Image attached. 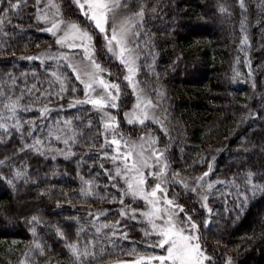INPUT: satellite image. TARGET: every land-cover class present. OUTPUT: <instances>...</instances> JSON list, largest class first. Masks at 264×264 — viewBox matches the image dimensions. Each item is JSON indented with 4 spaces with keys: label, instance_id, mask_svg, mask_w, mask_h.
Here are the masks:
<instances>
[{
    "label": "trees",
    "instance_id": "obj_1",
    "mask_svg": "<svg viewBox=\"0 0 264 264\" xmlns=\"http://www.w3.org/2000/svg\"><path fill=\"white\" fill-rule=\"evenodd\" d=\"M124 2L138 18L137 76L162 109L170 173L212 185L208 210L181 198L200 241L216 264H264V0ZM8 8L0 0V264L159 252L102 155L98 113L75 102L84 88L37 18L39 1ZM70 17L120 73L99 33L76 9Z\"/></svg>",
    "mask_w": 264,
    "mask_h": 264
},
{
    "label": "rangeland",
    "instance_id": "obj_2",
    "mask_svg": "<svg viewBox=\"0 0 264 264\" xmlns=\"http://www.w3.org/2000/svg\"><path fill=\"white\" fill-rule=\"evenodd\" d=\"M38 1V16L46 17V19H39V21L43 29L51 35L52 46H55V52L58 56L63 57L68 65H71L70 68L76 76L79 75V81H83V83L81 82L83 88L84 84L91 85L89 92L86 94L84 90L83 95L75 99V102L88 103V100L93 98H103L109 101V103L99 107H93L92 104H88L95 109L103 124V131L105 134L104 148L106 149L102 152V155L105 161L107 160L111 165L114 177L118 178V182L124 189V198L127 201L126 207H130V211L135 210L132 213L136 212V214L139 215V217L137 216L135 219L141 222L140 229L142 230V234L156 246L159 237L156 232L152 230L151 223H149L147 218L143 215V213L151 210V205L148 204L142 196H133L128 190L127 181L121 178L124 176L125 172H129V169H131L134 163L140 160L141 154L147 160V164L141 168V171L146 177L143 186L145 192L150 193L157 183L161 184L162 190L157 192V197L159 198L158 206L172 210V223L178 229H184L188 234L198 237L197 242L200 243L202 250L209 257V259L205 261V264H216L217 259L212 256L210 251L199 239L198 227L193 230L189 229L187 217H191V214L186 211L184 203L181 201V198L185 199L192 195V199H195L201 208L208 210L209 205L207 199L205 200V197H208L209 190V184L206 183L208 178L205 180V176L200 175L190 179H184L170 173L166 149L162 146L163 143L160 141L164 133H167L163 125L162 109L157 101L142 86L137 76L139 64V54L136 50L135 35L137 16L125 4L124 0H88V2L93 4L100 3L106 5V8L103 10L107 20L105 24L106 31L105 33H101L95 27V23L90 19L93 12L99 15L100 9L88 8L86 13L82 12L78 7L77 0H69L68 4L64 0H61V2L59 0ZM79 3H86V0H79ZM73 9H76L81 18L99 33V38L101 37L105 51L110 58L120 66V69L118 68L120 73L115 71L114 65H112V67L105 66L97 59L94 46V35L91 28L72 20L70 15L73 14ZM53 23L59 24V27L54 30L55 34L48 31ZM72 25H76V28L73 29L71 27ZM122 29H126V32L123 35V42L118 44L117 40L121 39ZM85 32L91 37L90 40L81 38ZM113 35L117 37V40L111 39ZM61 37L66 38L62 43L57 44L56 41ZM109 41H111V44H109ZM82 43L85 47H88L87 55L85 53V47H69L70 44L81 45ZM109 47L113 50L109 51ZM121 47L126 50L123 57L120 55ZM48 48H50V46H47V49ZM129 55L135 59L134 67L136 71L133 74L128 72L127 66L124 63V60H126ZM94 64H99L101 66L100 70H97ZM129 75H131V82L125 79V77ZM101 78L108 84H116L119 86L120 95L115 101L111 100V97L108 96V92H111L112 96H115L117 90L115 88L105 90L103 85L97 82ZM112 103H116L117 107L113 108L111 106ZM111 117H115V120H112ZM129 121H131V123H129ZM106 123L110 124L111 127L105 128L104 125ZM113 139L117 140L119 143L112 144ZM133 145L136 147L134 148ZM126 152L130 153V155L124 157V153ZM158 152L163 154L162 158L157 157L156 153ZM114 157L124 158L114 159ZM125 160L128 164L127 168L124 166ZM118 167L121 169L119 174L116 172V168ZM161 167H165V171L162 175H148L149 172L159 173ZM133 174L134 173H129L128 178L131 179ZM178 187L183 189V191H179ZM165 196L173 200L175 207L173 205H165ZM181 207L183 211H181ZM162 214L165 216L166 220L168 214ZM191 220L197 224L196 220L192 217ZM155 222L157 225L164 223L159 217L155 219ZM157 231H159V228ZM158 249L159 252L144 254L137 258L127 260H114L107 264H132L133 261H138L139 264H154L153 261L145 258L166 254V248ZM155 264H159V262L156 261Z\"/></svg>",
    "mask_w": 264,
    "mask_h": 264
},
{
    "label": "snow or ice",
    "instance_id": "obj_3",
    "mask_svg": "<svg viewBox=\"0 0 264 264\" xmlns=\"http://www.w3.org/2000/svg\"><path fill=\"white\" fill-rule=\"evenodd\" d=\"M19 3H20V0H17V3H11L9 0V8L5 9V11L7 12L10 9H17L19 7ZM77 3H78L79 9L85 13H86L88 8H96V9L101 10L99 15L96 12H93L90 19H91V21H93L95 23V27L101 33H105V31H106L105 24L107 23V20L104 16L103 10L106 8V5L100 4V3H94L93 4V3L88 2V0H86V3H83V4L79 3V0H77ZM37 18L41 19V20L46 19L45 16H38ZM58 27H59L58 23H53L52 27L49 28L48 31L53 32V34H55L54 30L57 29ZM71 27L73 29H75L76 25H72ZM125 32H126V29L121 30V39L120 40H117V37L115 35H113L111 37V39L117 40V43L120 44L123 42V35ZM66 36H67V34H66ZM65 38L66 37L59 38L56 41L57 44L62 43ZM81 38L82 39L87 38L89 40L91 39V37L89 36V34L87 32L83 33ZM106 39H107V37H106ZM241 43L243 44L244 41L242 40ZM109 44H111V41H109ZM78 46L79 47H85V45L83 43L81 45H75V44L69 45V47H78ZM112 50L113 49L111 47H109V51H112ZM125 51L126 50L123 47H121V49H120L121 57H123ZM85 53H86V55L88 54V47H85ZM124 63L127 66V70L130 74L135 73V71H136V69L134 67L135 59L131 55H129L128 58L126 60H124ZM69 67H71V65H69ZM94 67L97 70H100L101 66L99 64H94ZM53 75H56V73L54 72ZM58 79H59V77H58ZM77 79L78 80L80 79L79 75H77ZM125 79H127L131 82V75L125 77ZM81 82L83 83V81H81ZM97 82L99 84L103 85L105 90H107L109 88H115L117 90V94L115 96H112L111 92H108V96L111 97L112 101H115L118 98V96L120 95V90H119L118 85L108 84L102 78L99 79ZM90 88H91L90 84H84V90H85L86 94L89 92ZM64 90H65L64 89V82H63V80H61V91H64ZM72 91L75 92L76 88L73 87ZM88 103L92 104L93 107H99V106H102V105L109 103V101L106 99H103V98H93V99L88 100ZM111 106L113 108H115V107H117V104L112 103ZM42 114H43V110H42ZM111 119L115 120V117H111ZM129 123H131V121H129ZM104 126H105V128L111 127V125L107 124V123ZM64 142H65V144L68 143L67 140H65ZM118 143L119 142L117 140H115V139L112 140V144H118ZM133 147L135 148L136 146L133 145ZM128 155H130V153H127V152L124 153V157H127ZM156 155L158 158H162L163 154L158 152V153H156ZM124 157H114V159H123ZM146 164H147V160L141 154L140 160L137 163H134L132 165L131 169H129V172H125L124 176L121 177L127 181L128 190L133 196H142L144 198V200L147 201L148 204L151 205V210L143 213V215L147 218L148 222L151 223L152 230L154 232H156L157 236L159 237V240H158V243L156 244V247L161 248V249L166 248V254L165 255L146 257L145 259L153 261L154 264L156 261H158L159 264H205V261H207L209 259V257L202 250V246L200 245V243L197 242L198 237L194 236L192 234H188L186 232V230H184V229H178L172 223V219H173L172 210L169 208H161L158 206L159 198L157 197V192L162 190L161 184L157 183L150 193L145 192L143 186L145 184L146 177H145L144 173L141 171V168L144 167ZM124 166H125V168L128 167L126 160H125ZM165 167H161L159 173L149 172L148 175L149 176H153V175L160 176L164 173ZM116 172H117V174H119L121 172V169L119 167L116 168ZM129 173H134L132 175L131 179L128 178ZM16 175H17V177H19L20 173L18 172ZM205 175H207V173ZM109 178L112 179V177H109ZM208 187L211 188L212 185L209 184ZM254 190H255V186H254ZM164 191H166V190H164ZM245 198H247V197L245 196ZM206 199H207V197H205V200ZM164 203H165V205H173L175 207L173 200L168 199L167 196L164 197ZM205 207H206V204H205ZM133 211H135V210H133ZM181 211H183L182 207H181ZM162 213L168 214L166 220H165V216ZM121 215L122 216L125 215V212L123 210H121ZM157 217H159L160 220L164 221V223L161 225H157V223L155 222V219ZM132 219H135V216H133ZM33 220H36V217H33ZM187 223H188V227L190 230L196 229L198 227V225L191 220L190 216L187 217ZM158 228H159V231H157ZM57 231L59 234V230H57ZM97 231H99V229H97ZM37 247H39V245H37ZM71 247H72L73 252L79 256L80 253L76 250L75 246H71ZM132 264H139V262L133 261ZM229 264H230V261H229Z\"/></svg>",
    "mask_w": 264,
    "mask_h": 264
}]
</instances>
